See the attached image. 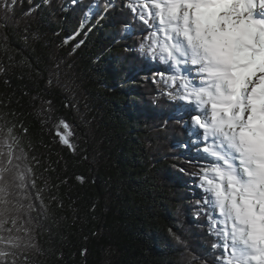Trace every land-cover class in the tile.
I'll list each match as a JSON object with an SVG mask.
<instances>
[{
    "label": "trees",
    "instance_id": "1",
    "mask_svg": "<svg viewBox=\"0 0 264 264\" xmlns=\"http://www.w3.org/2000/svg\"><path fill=\"white\" fill-rule=\"evenodd\" d=\"M113 3L17 0L0 27V124L14 126L47 217L19 233L38 251L17 264H185L173 233L212 264L196 204L208 161L192 126L173 118L180 101L159 94L167 86L154 73L167 66L136 50L141 22Z\"/></svg>",
    "mask_w": 264,
    "mask_h": 264
},
{
    "label": "snow or ice",
    "instance_id": "2",
    "mask_svg": "<svg viewBox=\"0 0 264 264\" xmlns=\"http://www.w3.org/2000/svg\"><path fill=\"white\" fill-rule=\"evenodd\" d=\"M16 3L3 0L0 27ZM125 7L142 24L136 50L167 66L154 73L167 86L159 94L180 101L173 118L192 126L191 143L208 161L195 173L204 193L196 204L214 237L212 264H264V0H125ZM44 103L50 112L51 101ZM13 127L0 124V264L38 251L19 233L31 237L47 218ZM172 235L185 248V264H207Z\"/></svg>",
    "mask_w": 264,
    "mask_h": 264
},
{
    "label": "rangeland",
    "instance_id": "3",
    "mask_svg": "<svg viewBox=\"0 0 264 264\" xmlns=\"http://www.w3.org/2000/svg\"><path fill=\"white\" fill-rule=\"evenodd\" d=\"M185 119H187V117H185ZM189 125V124H188Z\"/></svg>",
    "mask_w": 264,
    "mask_h": 264
}]
</instances>
